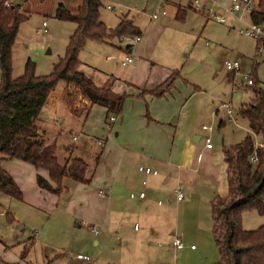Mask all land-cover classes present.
<instances>
[{
  "label": "rangeland",
  "instance_id": "rangeland-1",
  "mask_svg": "<svg viewBox=\"0 0 264 264\" xmlns=\"http://www.w3.org/2000/svg\"><path fill=\"white\" fill-rule=\"evenodd\" d=\"M7 1L11 5H19L20 10L27 15V19L19 23L10 49L11 77L21 75L26 61L32 63L35 76L48 74L63 56L67 38L73 30L71 22L54 18L52 10L56 2L71 6L72 0ZM215 1L218 5L217 11L220 12L221 8L229 5V0ZM106 6L113 9L107 10ZM176 6L182 10L181 19L173 18ZM206 6L213 7L209 2H206ZM189 7V0H102L98 19L113 29L120 17L131 20L133 16L134 22L144 33V41L142 37L140 43L142 51L138 55L160 69L178 71L172 86L177 90L173 95L180 98L181 102L193 96L205 100L199 124L213 127L209 132L210 143L215 147L219 143L227 145L239 142L251 133L246 120L237 115V110L241 105L253 103L254 96L250 87L234 89L231 85L240 81L245 83L250 65L253 64L258 79L257 85L264 89V57L257 53L258 42L255 38L238 33L245 24H250L247 14L241 15V20L225 14L228 20L232 19V27H228L225 23L206 20L202 12ZM161 10L166 12V15H159ZM154 11L158 17L155 21H150L148 17ZM42 22L45 24L44 31L40 28ZM262 31L264 35V26ZM130 36L132 35L123 37ZM129 43L130 40L127 39L113 38L110 43L86 39L77 53V59L82 63L81 69L86 72L88 69L96 71L99 78L112 75L126 80L127 66L116 59L123 51L122 48ZM107 55H111V58L105 59ZM236 59H239L241 68L233 73V78L229 81L223 61ZM51 92L49 95L53 96L52 99L57 94L62 98L63 93H66L67 99L62 100L65 107L61 105L58 97L56 103L52 101L56 115L47 108V102L50 100L40 109L38 117L42 123H39V126L44 130L45 141L54 144V156L58 163H62L66 157L79 156L89 164L87 167L90 170L95 162L94 154L101 150L94 138L110 137L109 127L112 126L113 129L116 122L110 124L108 117H104V108L95 104L96 107L93 105L85 121L69 117L68 102L72 108L80 111L87 106V102L75 88L62 81L57 82ZM139 92V95H142L147 91ZM220 103L229 105L231 117L235 122L227 121L222 109L215 112V106ZM130 111V101L123 100L120 113L128 114ZM219 119L224 121V124L218 128ZM112 135L113 130L111 138ZM72 136L76 137L74 142L71 140ZM253 142L254 145L261 143L264 153V140L257 136L253 138ZM254 167L259 171L261 164L258 162ZM64 179L71 181L67 177ZM14 205L19 207V211L16 210L21 215L14 213ZM29 211L30 214L24 209L23 203L0 194L2 264H121L127 258L135 260L136 264H159L157 256L144 260L142 254L136 251L134 255H128L129 248L123 245L124 240L116 231L97 229L98 233L94 236L86 228L64 216L61 210ZM5 212L10 214L12 220L6 219ZM240 222L244 230H252L264 225V215L246 209L240 214ZM76 252L86 254L90 261L70 262V255Z\"/></svg>",
  "mask_w": 264,
  "mask_h": 264
},
{
  "label": "crops",
  "instance_id": "crops-1",
  "mask_svg": "<svg viewBox=\"0 0 264 264\" xmlns=\"http://www.w3.org/2000/svg\"><path fill=\"white\" fill-rule=\"evenodd\" d=\"M4 1L9 4L7 0ZM77 4L78 0H72L71 6L67 3L64 5L69 11H74ZM178 8L176 6L175 13ZM112 9L111 7L107 10ZM153 13L155 18H151ZM159 15H166V12H159ZM157 17L158 14L154 11L148 19L155 21ZM130 21L139 29V39L136 43H129L130 48L127 51L124 50L127 46L125 45L116 59L127 66L126 80L112 75L99 78L96 71L82 70V63L79 61L78 70L95 86L109 88L117 94L125 93L127 96L124 100L130 101L132 105L130 113L121 114L120 110L117 117L113 116L111 121L108 120L110 124L116 122L113 129L112 126L109 127L110 137L94 138L101 150L94 154L95 162L90 169L89 182L82 184L72 180L64 181L63 178L62 184L67 191L55 195L35 184L36 174L48 179L45 171L35 170L31 165L15 159L3 161L1 168L11 176L21 192V198L15 201L23 203L29 214V210H61L64 216L86 228L94 236L98 233L97 229L116 231L124 240L123 245L130 249L128 255H134L136 251L142 254L144 260L157 256L159 264H213L217 261L218 254L210 235L209 201L215 196L223 197L227 192L225 165L221 153L223 144L219 143L214 147L210 143L209 148L204 146V138H209V132L213 130V127H209L208 131L203 130V124H199L204 110V99L193 96L181 102L180 98L173 95L177 91L174 86L159 96L146 92L139 95L140 90L149 91L156 87L171 71L168 68L160 69L138 55L142 51L140 43L142 37L144 41V33L134 22L133 16ZM225 24L232 27V20L231 24ZM110 42L111 40L101 43ZM126 53L132 54L135 61L124 63L122 57ZM253 68L255 70V65L251 64L250 71ZM64 84L71 85L78 91L74 85ZM242 86L249 87L245 83ZM49 97L43 106L50 100L47 108L53 114L56 110L52 101L56 103L58 97L62 105V100L67 99L66 93H63L62 98L59 94L53 99V96ZM67 104L69 117L81 121H85L93 107L87 104L80 111L72 108L69 102ZM222 104L224 103L215 106V112L222 109L227 121L235 122L231 111L228 119ZM63 105L65 107V103ZM38 115V121L35 122L36 133L45 140L44 130L39 126L42 120ZM223 124L224 121L219 119L217 127ZM255 137L257 136L253 135ZM75 139L71 138L72 142ZM138 167H147L155 171V174H144L137 170ZM176 187L183 195L180 200L175 199L173 190ZM98 190H103L104 194L99 195ZM139 192L143 193L141 198L137 196ZM129 193L134 196L129 197ZM14 207V213L21 215L18 212L19 207ZM174 237L183 242L182 249L175 250L172 247L171 241ZM189 245H193V248H189ZM125 253L127 254V250ZM75 254L70 255V262L84 261L76 259ZM130 260L124 259L121 264H136L135 260Z\"/></svg>",
  "mask_w": 264,
  "mask_h": 264
},
{
  "label": "trees",
  "instance_id": "trees-1",
  "mask_svg": "<svg viewBox=\"0 0 264 264\" xmlns=\"http://www.w3.org/2000/svg\"><path fill=\"white\" fill-rule=\"evenodd\" d=\"M101 4L102 0H78L75 10L69 11L62 2H58L53 17L71 22L74 26L67 38L63 56L46 75L35 76L32 63L26 61L21 75L12 78L10 49L18 25L27 19V15L19 5L0 0V194L14 200L21 198L15 182L1 168L3 161L11 159L25 162L35 170H44L48 179L36 174L35 184L55 195L67 191L62 184L64 177L82 184L89 182L91 170L86 162L72 156L58 163L54 156V144L38 136L35 122L49 93L59 81L74 85L89 106L95 104L103 107L105 118L120 112L127 95L95 86L77 68V53L86 39L107 42L113 38L119 40L125 35L139 34L131 21L124 17L113 29L106 27L98 19ZM181 16L182 10L178 8L174 18L181 19ZM247 17L250 23L264 26V0H257ZM129 48L127 45L124 50ZM233 73L228 72L229 81ZM177 75L178 71H171L160 84L146 93L153 96L163 94L172 86ZM247 76L254 102L239 106L237 115L246 120L251 134L239 142L221 146L227 192L225 196H215L209 201L210 235L218 254L213 264H264V225L244 230L240 222V214L246 209L264 215V153L253 142V135L264 140V89L257 85L254 68ZM253 153L257 159L256 165L258 162L261 164L259 171L249 161ZM4 214L7 220H12L9 213Z\"/></svg>",
  "mask_w": 264,
  "mask_h": 264
},
{
  "label": "built area",
  "instance_id": "built-area-1",
  "mask_svg": "<svg viewBox=\"0 0 264 264\" xmlns=\"http://www.w3.org/2000/svg\"><path fill=\"white\" fill-rule=\"evenodd\" d=\"M256 1L257 0H229V5L221 8L222 12L217 11L218 5L216 4L215 0H189V5H190V8H192L193 10L202 12L204 14V16L206 17V19H212L215 22L221 23V24H224V23L231 24L232 19L230 18V20H228L227 17H225V14H227L233 18H236L237 20H241V15H245V14L248 15L249 11L253 8ZM206 2H209L210 5H212L213 7L212 8L207 7ZM106 8L111 9L110 6H106ZM160 12H161V14H164L163 10H161ZM155 17H156V15H155V13H153L151 15V18H155ZM44 27H45V24H44V22H42L41 26H40L41 31H44ZM38 30H40V29H38ZM38 30H36V32H38ZM238 33L242 34L244 36L255 38L258 41L257 53L264 57V35H263L261 25L253 24V23H250L248 25L245 24L241 29L238 30ZM121 39H127V40H130V43H136L139 39V35L135 34V35H132L130 37H122ZM110 58H111V55H107L105 57V59H110ZM122 60L124 63L130 64L133 61V56L126 53L122 57ZM223 66L227 72H237V71H239L240 63H239L238 59L233 60V61L225 60V61H223ZM243 83L241 81L238 83H232L231 87L236 89V88L241 87L243 85ZM245 84L246 85L250 84V78H248V76H246ZM221 106L223 108H225V113L227 114L228 119H230L229 105L228 104H222ZM112 119H113V116H109L108 120L111 121ZM201 128L203 130H206V131L209 130V127H205L203 125L201 126ZM74 139H75V136L72 137V140H74ZM204 146L206 148L210 147V141H209L208 137L204 138ZM254 146L262 148L261 143H258V144L256 143ZM249 161L253 165L256 164L257 159H256V156L254 155V153L249 158ZM137 170L143 172L144 174H155V171H153L147 167H138ZM173 191H174L175 199L180 200L183 196L180 189L176 187ZM98 194L103 195L104 194L103 190H98ZM133 196H134L133 193H129V197H133ZM137 196L139 198H141L143 196V193L139 192L137 194ZM134 228H136V224H134ZM94 232H96V231H94ZM171 245L175 250L182 249L184 246L183 242L178 237H174L172 239ZM189 248L192 249L193 245H189ZM75 258L80 259V260H84V261L89 260V258L86 254H75Z\"/></svg>",
  "mask_w": 264,
  "mask_h": 264
}]
</instances>
